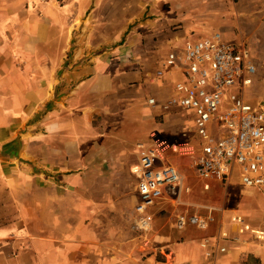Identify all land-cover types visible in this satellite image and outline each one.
Wrapping results in <instances>:
<instances>
[{"label": "crops", "instance_id": "crops-1", "mask_svg": "<svg viewBox=\"0 0 264 264\" xmlns=\"http://www.w3.org/2000/svg\"><path fill=\"white\" fill-rule=\"evenodd\" d=\"M222 30L249 48L246 95L264 103V0H0V264H206L205 236L225 246L216 264H264V239L231 221L264 231V187L239 176L211 183L206 230L171 227L204 191L193 161L183 173L168 158L196 178L187 204L163 200L135 228L137 143L192 125L160 107L182 77L166 56Z\"/></svg>", "mask_w": 264, "mask_h": 264}, {"label": "built area", "instance_id": "built-area-1", "mask_svg": "<svg viewBox=\"0 0 264 264\" xmlns=\"http://www.w3.org/2000/svg\"><path fill=\"white\" fill-rule=\"evenodd\" d=\"M164 64L177 65L182 77L174 82L173 93L160 107L188 111L193 133L186 128L180 139L172 140L152 132L149 144L137 143L139 163L131 170L137 177L135 228L144 231L150 227L152 208L161 201L187 204L182 196L190 189L177 166L168 160L170 156L193 158L204 191L210 189L211 181L228 184L235 168L243 186L264 187V103L253 104L246 95L255 72L246 43L227 41L220 32H213L185 41L180 50L167 54ZM162 77L163 71L156 70L154 80ZM148 103L156 105L157 101L150 97ZM214 210L218 208L195 205L191 211L177 214L171 227L180 230L191 225L206 230L215 220ZM231 221L238 224L240 232L250 231L264 239V231L250 228L241 216L234 215ZM217 238L212 241L205 236L199 242L206 264H216L218 254L225 252Z\"/></svg>", "mask_w": 264, "mask_h": 264}, {"label": "rangeland", "instance_id": "rangeland-1", "mask_svg": "<svg viewBox=\"0 0 264 264\" xmlns=\"http://www.w3.org/2000/svg\"><path fill=\"white\" fill-rule=\"evenodd\" d=\"M221 33L225 37V40L227 39V41H237L238 40L236 37H233V38L228 37L224 30H222ZM186 117H188V115ZM190 126L191 127H187V131L190 134H192L193 133V124L190 125ZM155 132H157V131H155ZM157 133H159V131ZM167 138L170 139L169 136ZM173 160L175 161L176 165L179 166V169L181 170V172H183V173H191L190 165L193 164L192 161L194 162V160H193V158L191 156H185V157H176V156H174ZM187 177H189V175ZM194 178L195 177L192 174H190V177L187 178V180H185V183L186 184H188V183L194 184L195 181H196V178H195V180H194ZM237 181H238V171H237V168H235L233 176H232V179L230 181L231 186H235V183H237ZM211 183L213 184V181L210 182V189L207 190V191L201 192L199 190V191H197V193L195 191H192V193L188 197L189 198L188 199L189 200L188 203L190 204L189 205L190 208H191V206L193 208L196 204H204V205H210L211 204L212 205V204H215V202H217V199H218L219 195H218V193L216 191L213 192L211 190L212 189ZM186 196H187V194H186Z\"/></svg>", "mask_w": 264, "mask_h": 264}]
</instances>
